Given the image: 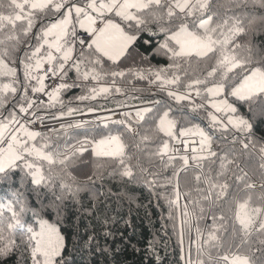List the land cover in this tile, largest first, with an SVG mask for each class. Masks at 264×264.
I'll list each match as a JSON object with an SVG mask.
<instances>
[{"label": "snow or ice", "instance_id": "snow-or-ice-1", "mask_svg": "<svg viewBox=\"0 0 264 264\" xmlns=\"http://www.w3.org/2000/svg\"><path fill=\"white\" fill-rule=\"evenodd\" d=\"M0 9L2 264H76L58 227L41 218L37 231L24 217L59 218L66 200L116 177L163 189L173 222L182 208L184 264H264V163L259 185L240 164L252 151L264 161L254 132L264 120V42H254L264 0H0ZM133 82L148 95L123 86ZM41 189L53 199L33 207L28 193ZM178 239L183 253V227ZM148 251L161 264L154 240Z\"/></svg>", "mask_w": 264, "mask_h": 264}, {"label": "trees", "instance_id": "trees-1", "mask_svg": "<svg viewBox=\"0 0 264 264\" xmlns=\"http://www.w3.org/2000/svg\"><path fill=\"white\" fill-rule=\"evenodd\" d=\"M246 10L253 11L252 8ZM254 42L258 45L264 42V35H256ZM159 59H153L152 63H157ZM123 86L128 89H145L144 92L135 94L148 95L146 82L125 83ZM69 95L71 94H66L65 99ZM241 111L250 120L252 119L246 106ZM194 122L201 121L196 119ZM254 125L255 137L264 138V120L256 118ZM77 131L69 130L67 139L70 143L74 142L71 137ZM261 163L264 161L256 151L245 154L240 160L241 167L249 173L252 181L257 185L260 183ZM76 167H80L79 162ZM13 180L16 184L19 183L18 177H13ZM39 192V196L34 192L28 193L30 205L36 208H40L41 203L47 205L53 199L51 193L42 189ZM162 192L163 189L153 192L142 184L125 183L119 177L105 179L103 182H97L93 191L82 192L79 203L66 200L59 218L56 212L46 209L41 212L40 217H33L31 213L26 214L24 223L25 226L31 225L37 229L38 220L41 217L55 221L65 237L66 248L72 253L76 264H155V258L148 251L149 242L153 240L156 242V251L161 258V264H184L180 256L184 255L187 259L189 235L187 225H182L180 214L182 208L176 213L175 222L169 220L167 204L163 199H158V195ZM7 199V185H0V203L7 202ZM184 203L186 201L182 200L181 205ZM191 224L193 241L191 256L195 260L197 256L195 215L192 217ZM200 226L207 225L202 223ZM182 227L184 229L183 253L178 239ZM211 255H215V249L211 250ZM208 258L206 251L204 259L208 260ZM9 264H13L12 260H9Z\"/></svg>", "mask_w": 264, "mask_h": 264}, {"label": "rangeland", "instance_id": "rangeland-1", "mask_svg": "<svg viewBox=\"0 0 264 264\" xmlns=\"http://www.w3.org/2000/svg\"><path fill=\"white\" fill-rule=\"evenodd\" d=\"M84 163H89V161L85 160ZM41 218H42L43 220L47 221L49 224H51V225H55L56 227L59 228L58 224H57L55 221L50 220V219H47V218H45V217H41ZM41 218H39V219H41ZM59 229H60V228H59ZM38 230H39V223H38V226H37V231H38ZM61 234H62V232H61ZM62 235H63V234H62Z\"/></svg>", "mask_w": 264, "mask_h": 264}, {"label": "built area", "instance_id": "built-area-1", "mask_svg": "<svg viewBox=\"0 0 264 264\" xmlns=\"http://www.w3.org/2000/svg\"><path fill=\"white\" fill-rule=\"evenodd\" d=\"M58 126V125H57ZM38 130H43V131H47V129H38Z\"/></svg>", "mask_w": 264, "mask_h": 264}]
</instances>
